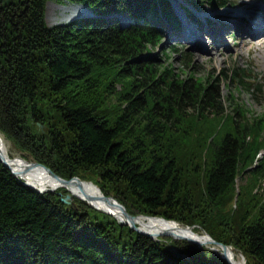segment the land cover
<instances>
[{
	"label": "trees",
	"instance_id": "obj_1",
	"mask_svg": "<svg viewBox=\"0 0 264 264\" xmlns=\"http://www.w3.org/2000/svg\"><path fill=\"white\" fill-rule=\"evenodd\" d=\"M70 1L98 16L49 26L48 0H0V132L28 160L94 179L132 214L198 224L247 264H264V196L255 217L247 200L264 179V155L247 170L264 147V113L249 117L238 102L226 109V75L197 76L188 52L185 77L151 55L166 33L157 20L178 21L170 0ZM101 13L134 19L123 26ZM246 70L231 80L258 96ZM175 132L189 137L191 153L180 154ZM66 192H40L0 160V264H229L205 245L155 240L79 198L68 205Z\"/></svg>",
	"mask_w": 264,
	"mask_h": 264
},
{
	"label": "rangeland",
	"instance_id": "obj_2",
	"mask_svg": "<svg viewBox=\"0 0 264 264\" xmlns=\"http://www.w3.org/2000/svg\"><path fill=\"white\" fill-rule=\"evenodd\" d=\"M179 1L180 0H178V2ZM252 2H264V0H252ZM71 4H78V3L74 1H70V0H48L47 5H46V19H47L48 25L54 26V25H59V24H67V23L73 22L74 20H77L78 18L88 17V15H85V16H77L76 18H72V19L65 20V21L56 20V19L53 20V17L56 18L57 16H60L62 6L64 5L69 6ZM223 10H234V9H230V7H228V8L220 9L219 11H216V10L213 11L212 8H208V10H204V12H198V13L200 14L201 17H206V16L213 17L214 16L215 20L218 22L222 19H225V18L219 17V15H221V12ZM91 15L92 14H89V16ZM115 16L121 20V23L123 26L127 25L126 23H128V17H131L129 16L128 13L118 14ZM131 18L134 19V17H131ZM207 27L205 28L207 29ZM241 28H245V26L241 24L240 27L238 28V31H236V33H235V30L232 28L227 29L226 31L222 30V32H221V29L218 30L219 32L218 36L219 38L222 39V42H223L222 45L220 43L217 44L215 42H212L213 37L208 36V34L204 31H199L197 33L195 32L194 37H190V31L187 29L184 35V39L188 37L190 39V42L185 41L184 39L179 41L180 45H178V48L180 49V51L178 54H175L174 52L171 51V46L173 43H175L174 39L168 40L166 37L162 39L160 45H158L156 48H152L150 52L153 57L154 56L157 57V60H160L162 62H167V63H169L170 61L172 63V66H174L175 71H177L179 74H181V76H184V77L187 74H189L191 70L189 67L188 68L183 67V64H182L183 56L181 55V51L188 52L187 55L191 59L190 64L193 67V72H195L197 76L207 77L206 75H208L209 72L213 76H215L217 73H222V74L224 73L226 77L223 78L224 80H221V84L223 88L222 89L223 104L226 107V109L231 110L233 108L232 105L238 102L239 104H242L244 107L248 108L247 115L249 117H251V115L259 116L264 113V50H263L264 48H262L261 45L250 43L251 37L248 36V34L242 33ZM192 40H202L204 47L202 49H197V47H195L191 43ZM166 54L167 55L169 54V58L166 56ZM211 55H214V56L211 58ZM182 68H184L185 71H183ZM235 68H247L246 72L247 73L249 72V74L252 75L251 82L255 81V84H254L255 86L257 83L259 84L258 88L255 90V94H257L258 96L256 95L254 96L251 90L240 87V85L236 82V80H231V76H234L233 70ZM115 86L117 89H120L121 86H123V83L116 82ZM40 126L43 127L45 125L40 123ZM172 135H173L171 138L172 143H175V142L182 143L183 151L180 152L181 155L183 153L192 152L194 144L191 142L189 137L183 134L176 133V132ZM3 137L8 144L11 156L13 157L22 156L23 158L27 159L26 157L22 155V152L20 150L15 148L14 144L9 139H7L4 135ZM192 137L193 136L191 135V138ZM212 137L214 138V136H211L210 138ZM260 138L264 139V131L260 132ZM216 139H218V136L216 137ZM155 150H158V149L155 148ZM205 150L207 151V148ZM263 155H264V147L260 150V153L258 154L256 161H254L252 166H248L247 170H251V168L256 165L257 161L259 160V157ZM207 156H208V152H205L204 158L208 159L206 158ZM32 161H35V160H32ZM186 171L190 172L188 169ZM64 178L71 179L73 177H70V178L64 177ZM89 179L91 180V178H86V180H89ZM239 182H241V179L240 181L238 179V183ZM254 192L255 194H257V198L256 197L254 198L256 203L255 202L253 203L251 197H247V200H251L250 202H252L250 203L251 205L249 207L250 209L249 213L252 212L253 217H255L253 215V212L256 211L255 207L256 206L259 207L260 205L259 204L260 203L259 196H261L260 194H263L262 196H264V179L261 182H257V184L255 185ZM67 193H69V191H67L66 194ZM66 194H64V197L66 196ZM107 195H114V194H107ZM75 198H78V197L73 196V199L72 201H70V204L74 203L73 201ZM128 212L132 214V212H130L129 210ZM133 215L150 216L149 214H145V213H138V214H133ZM167 220L176 222L182 227L192 226L194 229L195 227H199L198 224H195L194 226V225L183 224L176 220H171V219H167ZM196 231L201 234H204L203 233L204 229L200 228L199 230H196ZM168 237H171V236H164L162 238H168ZM171 238L174 239V237H171ZM205 246L214 249L215 245L208 243ZM234 250L239 259L246 260L245 259L246 257L243 254V252L238 251L235 248Z\"/></svg>",
	"mask_w": 264,
	"mask_h": 264
},
{
	"label": "bare ground",
	"instance_id": "obj_3",
	"mask_svg": "<svg viewBox=\"0 0 264 264\" xmlns=\"http://www.w3.org/2000/svg\"><path fill=\"white\" fill-rule=\"evenodd\" d=\"M170 1L172 5H176V4L178 5L179 3L178 0H170ZM260 4H262V2H252V0H228L226 8L230 7V9H234V10H223L221 12V15H219V17L227 18V20L222 21L221 24L227 25L224 28H227V29L231 28V25L233 26V24L236 25L238 23L237 20L233 18L234 15H236L237 17H242V16L249 17L252 14L259 13L260 11L258 10H260ZM238 5L239 7L235 8V6H238ZM208 8H212L213 11L215 10L219 11L220 9H224L223 7L213 8L210 6H206L203 8H198V11L204 12V10H208ZM89 14H92V15L89 16ZM176 14H177L176 16H180L181 12H178ZM85 15H88L89 18H92V17L94 18L98 16V13H96L93 9H91L86 4H82V3L81 4L80 3L71 4L69 6L64 5L61 7L60 16H57L56 18L53 17V20L56 19V20L65 21V20H69L72 18H76L77 16H85ZM100 16L104 19H109V18L111 19L115 15L101 13ZM203 18H207V24H210V26L213 27V29H215L213 21H216V20L214 16L213 17L206 16ZM177 20L178 22L176 21V25L181 26L182 24L181 19L178 17ZM200 20H203V19H197V21L191 24L192 29L195 30L196 33L199 31H203L205 29V26L203 25V23H201ZM259 21L264 22V15L259 19ZM156 24L164 28L165 24H168V23L164 21V19L162 20V22L158 19ZM241 32L245 34L249 32L251 36H253L252 39L250 40V43L261 45V47L264 48V25H260L257 28L254 26H250V27L248 26L245 30H241ZM211 34L214 37V40L212 42H215L217 44L220 43L221 45L223 44L222 39L219 38L218 34L216 33H211ZM190 37H194L193 32H190ZM167 39L168 40L171 39L170 35H167ZM191 43L195 47H197V49H202L204 47L202 40H198V41L194 40V42H191ZM213 56L214 55H211V58ZM0 154L4 156L3 158L7 161V163L14 170H16V172L19 173V175H21L22 180L24 181L26 185L30 187L33 186L34 188L41 190V191L47 190V189L57 190L60 188H66L67 191H69V193H71V195L74 197H82V198L85 197L86 199H81V200L87 202L94 209L100 210L105 213L110 212L111 215L116 217L120 222L126 221V218L123 215L122 210L117 203H115V205H110L105 199H103V194L104 195H107V194L102 191V188L99 186V184L96 181H94V179L86 180V178L81 177L80 175H74L73 177L80 178L81 180H85V181H82V182L80 181L81 183L76 182V183H71V184H65L62 182V180L53 177L42 166H33L26 173L21 174V171L24 170V168L27 166V163L23 159H21L19 156L13 157L10 155L8 144L5 141L2 133H0ZM62 198H64V196ZM66 204L69 205L70 203L66 202ZM134 216H135L134 217L135 224L141 230L155 235L157 237V238H153L155 240H162V237L164 236H171V237H174V239L176 240H181L183 236H189L196 240H201V241H203L206 238H208L207 240H209V237H211L214 240L222 243V241L215 238L210 232H208L204 228H203L204 234H201L197 232L193 227L191 229H185L184 227L180 226L176 222L165 221L162 218H157L159 216H155V215H150V216L134 215ZM164 232H167V233L163 235ZM208 243L215 245L214 250L221 253V255L224 257L223 248L220 245H217L213 242H208ZM226 245L228 246L227 256L234 264H247L246 260L239 259L237 257V254L231 244H226Z\"/></svg>",
	"mask_w": 264,
	"mask_h": 264
},
{
	"label": "water",
	"instance_id": "obj_4",
	"mask_svg": "<svg viewBox=\"0 0 264 264\" xmlns=\"http://www.w3.org/2000/svg\"><path fill=\"white\" fill-rule=\"evenodd\" d=\"M4 156H2L1 154H0V160L12 171V173L14 174V175H16V176H18V177H20V178H22L21 177V175H19V173H17L16 172V170H14L8 163H7V161L3 158ZM20 158L21 159H23L26 163H27V166L24 168V170L23 171H21V174H24V173H26L31 167H33V166H42L44 169H46L53 177H55V178H58V179H60V180H62V182L63 183H65V184H71V183H76V182H79V183H81L82 181H85V180H81L80 178H75V177H73V178H71V179H66V178H64V177H62V176H60L59 174H57L56 172H54L50 167H48L47 165H45V164H43V163H41V162H39V161H29V160H26L25 158H23L22 156H20ZM81 181V182H80ZM32 188H34L33 186H31ZM34 189H36V188H34ZM38 190V189H37ZM51 189H47V190H43V191H50ZM39 191H41V190H39ZM43 191H41V192H43ZM78 198H80V199H86L85 197H78ZM72 199H73V196L71 195V193H67L66 194V196L64 197V198H62V200H64V202H68V203H70V201H72ZM103 199H105L107 202H108V204H110V205H115V203H117L119 206H120V208H121V210H122V213H123V215L125 216V218H126V221H121L123 224H128V225H130L134 230H136V231H138V232H140V233H143V234H146V235H148V236H150V237H152V238H157L155 235H153V234H151V233H148V232H146V231H143V230H141L136 224H135V222H134V215H132V214H130L129 212H128V210H127V208H126V206L124 205V204H122L120 201H118L117 200V198L114 196V195H104L103 194ZM89 202V201H88ZM105 211V210H104ZM107 212V211H106ZM108 213H110V212H108ZM111 214V213H110ZM157 218H162L163 220H165V221H170V220H167L166 218H164V217H157ZM185 229H191L192 228V226H187V227H184ZM167 232H164L163 233V235H165ZM182 239H186V240H188V241H190V242H193V243H197V244H200V245H206V244H208V242H213V243H215V244H217V245H220L222 248H223V255H224V257L226 258V260L229 262V264H234L229 258H228V256H227V252H228V246L226 245V244H224V243H220V242H218V241H216V240H214L213 238H211V237H209V240H207L208 238H206V239H204L203 241H201V240H196V239H194V238H192V237H189V236H183L182 237ZM172 250H173V252H174V254L176 255V256H182L183 258H186L187 256H186V254L185 253H181L179 250H178V247H176L175 245H173L172 246Z\"/></svg>",
	"mask_w": 264,
	"mask_h": 264
}]
</instances>
